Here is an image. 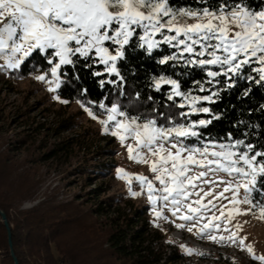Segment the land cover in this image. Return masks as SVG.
<instances>
[{
  "label": "snow or ice",
  "instance_id": "obj_1",
  "mask_svg": "<svg viewBox=\"0 0 264 264\" xmlns=\"http://www.w3.org/2000/svg\"><path fill=\"white\" fill-rule=\"evenodd\" d=\"M199 2L205 4L206 0ZM181 18L186 19L181 22ZM188 19L195 22L187 23ZM0 22H4L0 27V56L5 61L4 67L17 69L34 52L43 54L51 65L48 70L51 79L47 74L34 78L47 83L52 92L62 82V66L75 68L83 61L89 69L93 65L103 66L102 71L92 73L96 77H108L100 80L101 88L106 84L118 85L123 94L125 77L118 62L126 59V48L132 45L135 36H138L137 46L149 56L162 44L176 49L157 63L169 65L175 61L170 65L173 68H199L207 79L195 81L193 89L182 90V81L172 74L152 77L153 90L163 93L171 102L167 105L169 113L160 114L167 125L158 124L155 118L141 122V117L129 116L121 110L119 103H112L110 107L104 102L97 105L106 113V119L99 120L104 132L110 131L117 137L127 148L129 159L148 165L154 175V179L129 176L123 169H117L118 178L126 179L129 185L135 179L141 192L146 190L157 219L163 217V209L167 208L172 216L193 221L192 227H188L190 232L205 219L203 211L210 210L207 205L216 207L212 200L202 204L203 196L199 193H196L197 200L189 202L192 190L197 187L196 181L223 186L213 198L228 200L232 205L226 216L227 205H222L218 209L220 216L213 215L211 219L219 221L225 217L230 222L234 214H247L257 208L258 218L264 220V202L255 199L256 195L264 198V150H256L254 144L233 139L231 135L227 142L204 139L200 131L221 118L212 107L206 106L218 103L221 90L234 88L237 79L264 86V8L254 10L246 0L231 3L224 0L215 9L205 6L200 10L173 9L169 0H0ZM253 64L258 65L252 68L258 79L243 75L245 66ZM218 77L227 78V88L217 87L222 85ZM153 99L149 96V100ZM173 108L182 110L178 118ZM84 110L92 119H98L90 108ZM193 116L198 119L193 120ZM192 138L200 140L202 147L188 146L185 141ZM129 140L135 142V147L126 143ZM209 175L214 179H206ZM129 191L133 197L141 195L131 191V187ZM203 195L213 196V192L210 189ZM239 204L249 208L242 213L237 207ZM212 230L218 232L220 224L210 220L197 232L201 236L207 233L209 239L221 243L238 241L242 250L246 249L253 259L264 264V256H255L252 245L245 244V238L238 237L237 232L218 237ZM224 231L229 229L225 227ZM185 250L191 254V250Z\"/></svg>",
  "mask_w": 264,
  "mask_h": 264
},
{
  "label": "trees",
  "instance_id": "obj_2",
  "mask_svg": "<svg viewBox=\"0 0 264 264\" xmlns=\"http://www.w3.org/2000/svg\"><path fill=\"white\" fill-rule=\"evenodd\" d=\"M221 2L224 0H206L205 4L199 0H169L173 9L192 10H200L205 6L215 9ZM246 2L254 10L264 8V0ZM137 44L138 36H135L132 45L126 48V59L118 62L125 77L123 94L118 85L106 84L101 88L100 80L108 77H96L92 73L102 71L103 66L93 65L89 69L81 61L75 68L71 65L62 66V82L55 91L57 96L67 102L79 101L95 114L103 111L97 107L100 102L108 107L112 103H119L121 110L127 111L129 116L141 117V122L143 119L155 118L158 124L167 125V120L160 114L169 113L167 105L171 102L167 101L166 95L153 90L152 77L172 74L173 78L182 81V90L193 89L195 81L203 82L207 77L199 68L171 67L175 61H170L169 65L158 64L159 59L176 51L166 44H162L151 56ZM257 66H245L243 75L258 79L257 74L252 72V68ZM50 67L43 54L34 52L11 73L26 77L49 73ZM181 72L186 75L178 76ZM217 79L222 81V85L217 87L227 88V78ZM249 89V95L245 96L244 92ZM149 96L154 99L149 100ZM206 106L212 107L221 118L200 130L204 133V139L227 142L231 135L233 139L254 144L256 150H264V86L254 81L237 79L234 88L221 90L218 103ZM172 111L178 118L182 110L173 108ZM192 119L198 117L193 116ZM185 143L191 147H202L196 138ZM8 149L11 150L10 147ZM61 150V144H58L49 153L39 155L38 163L48 155L49 158L57 156ZM94 168L101 167L97 165ZM39 181L32 168L25 170L23 163L11 158L8 150L0 149V211L8 222L11 249L17 264H236L231 256L201 251L196 253L198 262L185 261L186 254L173 246L172 240L164 239L145 219L142 210H132L127 206L111 207L110 200H103L102 205L98 200L100 187L95 191L89 190L79 199L58 200L53 194L30 208H21L22 201L33 196ZM255 199L264 202V198L259 195ZM0 264H14L1 215Z\"/></svg>",
  "mask_w": 264,
  "mask_h": 264
},
{
  "label": "rangeland",
  "instance_id": "obj_3",
  "mask_svg": "<svg viewBox=\"0 0 264 264\" xmlns=\"http://www.w3.org/2000/svg\"><path fill=\"white\" fill-rule=\"evenodd\" d=\"M185 19L181 18V22ZM186 22L195 21L188 19ZM3 23L0 22V27ZM4 64L5 61L0 56V149L8 150L11 158L23 163L25 170L32 168L34 175L40 178L34 192L32 191L33 196L22 201L21 208H30L53 194L58 200L79 199L89 190L95 191L100 187L98 200L102 205L103 200H110L111 207L127 206L132 210H142L149 224L164 239L172 240V245L186 254L185 261L198 262L196 253L201 251L231 256L236 264H262L253 259L246 249L242 250L238 241L221 243L209 239L207 233L201 236L197 232L200 226L211 220V223L220 224V230H212V234L219 237L237 232L238 237L245 238V244L252 245L255 256H264V220L258 218V209L253 208L247 214H234L230 222L225 217H221L219 221L211 219L213 215L220 216L218 209L222 205H227L226 216L232 205L228 200L213 198L223 190V186L214 187L196 181L197 187L192 190L189 202L197 200L199 197L196 193H199V196H203L202 204L207 205L212 200L216 205L215 208L207 205L210 210L203 211L205 219L200 224L190 232L188 227H192L194 222H185L172 216L167 208L163 209V217L157 219L146 190L141 192L140 184L135 179L129 185L126 179L118 178L117 169H123L129 176L142 175L154 179V175L149 171L148 165L129 159L127 148L117 137L112 136L110 131L104 132V126L99 120L106 119V113H97L98 119H92L84 110V104L62 100L55 91L48 90L47 83L34 78L47 74V78L51 79L50 73L17 77L11 73L13 69L4 67ZM126 143H132L135 147L132 140ZM58 144H61L63 150L57 156L49 158L48 155L38 163L39 155L49 153ZM97 165L101 168H94ZM81 168L84 170H79ZM206 179L214 177L209 175ZM156 186L159 187V184ZM130 187L131 191L141 192V195L133 197ZM210 189L213 196H204V192ZM225 196H230V193H225ZM193 207L198 206L193 204ZM237 207L243 213L249 205L239 204ZM184 214H187V209H184ZM181 223L187 226H176ZM225 227L229 229L228 232L224 231ZM185 249L191 250V254Z\"/></svg>",
  "mask_w": 264,
  "mask_h": 264
},
{
  "label": "water",
  "instance_id": "obj_4",
  "mask_svg": "<svg viewBox=\"0 0 264 264\" xmlns=\"http://www.w3.org/2000/svg\"><path fill=\"white\" fill-rule=\"evenodd\" d=\"M0 215H1V220L3 221V223H4V225L6 226V229H7L9 249H10L11 256H12V258H13V263H14V264H17L16 258H15V256L13 255V252H12V249H11V243H10V231H9V228H8V222H7L6 217H5V215H4V213H3L2 211H0Z\"/></svg>",
  "mask_w": 264,
  "mask_h": 264
}]
</instances>
